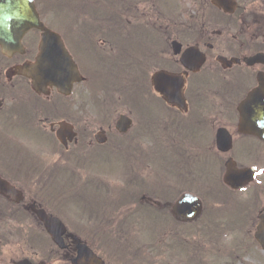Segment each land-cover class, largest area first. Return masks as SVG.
Wrapping results in <instances>:
<instances>
[{
    "label": "flooded vegetation",
    "instance_id": "1",
    "mask_svg": "<svg viewBox=\"0 0 264 264\" xmlns=\"http://www.w3.org/2000/svg\"><path fill=\"white\" fill-rule=\"evenodd\" d=\"M156 1L119 0L116 16L105 11V28L111 29L112 21L120 26L124 52L90 60V72L75 60L86 80L75 83L71 95L61 94L51 79H45L38 93L33 81L19 74V65L35 59L40 33L35 50L24 45V54L8 57L0 49V264H73L78 255L80 238L69 229L60 237V221L66 225L62 185L73 175L68 157L69 170L61 171L52 128L67 121L78 133L72 145L80 141L85 149L107 145L109 141H88L78 127L83 122L85 99L76 86L84 82H95L98 96L120 85L117 90L123 93L119 97L125 101L117 99V103L129 108L126 114L133 119L132 127L133 108H142L145 132L116 131L117 135L111 136L115 151L135 158L145 156L150 169L156 165L157 149L169 153L170 162L165 160L164 164L165 189L152 178L150 196L143 195L141 201L163 208L159 199L163 196L179 195L174 201L185 192L204 200L206 196L217 197L221 182L224 185L227 162L232 160L236 169H256L257 162L264 167V152L249 145L244 149L254 160L252 166L242 165L236 154L247 139L264 148L259 137L239 131L241 125L251 128L256 124L241 122L242 101L254 91L264 95V0H233L230 12L217 7L213 0H195L194 13L177 18L160 17ZM130 16L139 19L136 28L141 34L135 56L127 47L132 40ZM189 50L193 52L184 64L182 57ZM104 78H111L107 88L99 84ZM253 107L246 105L243 113L254 112ZM220 129L232 136L233 148L226 153L218 151ZM109 138L107 134L105 139ZM253 184L242 190L224 185L226 194L220 198L225 205L240 206L256 227L264 211V182ZM173 204L169 203L170 209ZM215 210L212 208L207 219L221 230L226 224L225 213L219 206ZM40 214L54 220L58 239L64 240L62 246L53 240ZM100 257L111 264L105 256Z\"/></svg>",
    "mask_w": 264,
    "mask_h": 264
},
{
    "label": "rangeland",
    "instance_id": "2",
    "mask_svg": "<svg viewBox=\"0 0 264 264\" xmlns=\"http://www.w3.org/2000/svg\"><path fill=\"white\" fill-rule=\"evenodd\" d=\"M90 1L37 0L45 25L63 36L70 54L88 72L92 68L90 60L124 52L120 26L112 21L111 29H108L104 23L105 11L108 9L112 16L121 6L119 0H95L100 7L92 6ZM156 5L161 12L160 17H182L194 13L196 9L195 0H157ZM127 20L132 22V40H129L127 47L135 56L140 47L141 34L136 28L139 19L130 16ZM37 40V33L31 32L24 45L35 50ZM110 81L111 78H104L99 84L107 88ZM92 85L93 82L88 81L76 86L85 99L83 122L78 127L83 136L87 134L88 141L94 142L100 127L108 130L110 138L107 145L99 148L85 149L78 141L79 145H71L66 152L57 144L61 167L68 172V157L73 174V183L67 185L62 195L65 198L64 218L68 229L91 245L99 256H105L111 264H264V251L253 236L254 225L244 212L225 205L221 200L220 197L226 194L222 182L220 196L202 199L205 215L194 223L176 221L168 206L157 208L141 201L143 195L150 196V179L155 178L159 184L167 183L164 164L165 160L170 162L169 153L157 149L156 165L150 169L145 156L135 158L131 154L115 151L113 138L117 132L114 124L118 115L127 113L129 108L117 103V99L125 101V97H119L123 93L117 90L121 89L120 85H115L114 94L112 89H106L100 96L97 95L99 90ZM133 111L134 126L130 133H144L146 128L141 118L142 108H133ZM239 143L236 142L235 146ZM248 145L260 153L264 152V148L254 139L240 144L236 153L241 159L239 162L252 166L254 160L245 155L244 148H248ZM260 164L257 162L255 165L258 167L254 166L258 170V178L253 185L264 182V167ZM164 184L162 190L165 189ZM240 195H244V192ZM178 196L174 194L173 197L163 196L159 199L163 204L174 203ZM218 206L225 213L226 224L221 230L210 228L214 225L207 219L212 208L216 211ZM250 209L253 210V206ZM100 232L103 234L98 235Z\"/></svg>",
    "mask_w": 264,
    "mask_h": 264
},
{
    "label": "water",
    "instance_id": "3",
    "mask_svg": "<svg viewBox=\"0 0 264 264\" xmlns=\"http://www.w3.org/2000/svg\"><path fill=\"white\" fill-rule=\"evenodd\" d=\"M214 1L218 6L223 7L225 10L228 9L229 0ZM33 29H38L41 32V39L38 44L39 52L34 61H28L21 65L23 67L19 68V73L31 78L34 89L39 93L42 91L45 79H51V83L56 85L61 93L69 92L72 83L75 80L80 81L81 77H79L78 68L73 57L70 56L64 45L62 36L44 25L34 0H0V47L4 55L12 56L17 52L24 53L25 48L22 45V40L27 32ZM191 54L192 52L189 50L182 58V62L188 64L187 61ZM247 104H254L256 108H253L255 111L252 113H242V123L247 122L250 124L253 122L256 124L251 128H244V125H241L240 131L254 134L264 139V99L255 91L245 99L241 110ZM131 124V118L121 115L118 118L116 129L126 133ZM56 132L58 140L66 147L69 145L68 141L72 142L77 135L76 131H73L72 125L67 122L61 123ZM103 136V133H98L96 138L99 142L104 143L105 139H103ZM217 136L219 150L222 152L229 151L232 148V138L228 132L219 130ZM227 168L224 181L234 189L241 188L249 180L255 178L253 169H236L233 161L227 162ZM202 209L203 203L197 196L185 193L174 204L172 213L181 222H191L202 214ZM40 217L44 220L45 226L53 240L62 246L64 240L58 239L59 229H57L54 220L44 214H40ZM259 220L260 223L255 230V239L261 245L262 250H264V212ZM60 225L62 229L60 231L62 232L60 233L61 237L66 229L61 222ZM77 250L78 255L72 259L73 264H106L103 259L98 258L93 250L82 242H79Z\"/></svg>",
    "mask_w": 264,
    "mask_h": 264
}]
</instances>
